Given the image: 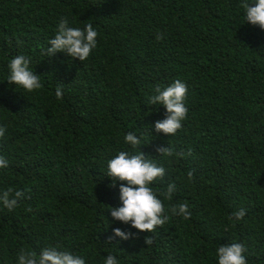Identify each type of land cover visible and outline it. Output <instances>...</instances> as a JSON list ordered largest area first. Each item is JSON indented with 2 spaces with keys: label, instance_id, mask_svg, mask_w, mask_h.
Masks as SVG:
<instances>
[{
  "label": "trees",
  "instance_id": "trees-1",
  "mask_svg": "<svg viewBox=\"0 0 264 264\" xmlns=\"http://www.w3.org/2000/svg\"><path fill=\"white\" fill-rule=\"evenodd\" d=\"M254 2L0 0V155L8 161L0 192L25 193L12 211L0 202V264H18L21 249L57 246L86 264L108 254L118 264H218L217 249L234 242L248 264H264V29L246 22L243 8ZM62 18L98 32L86 61L45 55ZM18 55L31 58L43 88L9 84ZM177 79L188 87L189 111L172 136L156 132L166 109L148 101ZM129 131L166 169L153 190L174 183L172 198H160L168 209L186 203L189 219L169 212L149 233L111 216L123 182L110 187L107 163L139 152L125 141ZM162 146L184 155L161 156ZM240 209L246 215L236 220ZM115 228L136 235L124 240Z\"/></svg>",
  "mask_w": 264,
  "mask_h": 264
},
{
  "label": "clouds",
  "instance_id": "clouds-1",
  "mask_svg": "<svg viewBox=\"0 0 264 264\" xmlns=\"http://www.w3.org/2000/svg\"><path fill=\"white\" fill-rule=\"evenodd\" d=\"M246 22L264 29V0H255L253 4L244 3ZM98 32L91 23L84 29L69 26L67 18H62L58 24L57 33L50 39L45 55L53 56L57 52H66L73 59L86 61L93 49L97 47ZM157 40L163 39V34H157ZM32 61L30 57L18 55L9 62L10 74L7 78L9 84L23 88L26 92H33L43 88L40 75L36 74L30 67ZM55 95L57 99H63V89L57 87ZM188 97V87L186 83L177 79L170 86L161 89L160 86L154 88V94L149 98V104L163 105L166 109V116L162 120L155 122L156 132L175 135L183 128V122L187 119L188 108L185 101ZM6 128L0 126V138L5 136ZM125 141L133 148H139L136 154L128 151H119L118 155L111 158L107 163L106 176L110 177L112 183L110 187L119 185V199L122 206L111 207V216L124 224H130L140 232H155L157 227H163L169 220L170 212L172 215L182 216L185 220L191 217V212L186 203L173 205L170 209L166 208L161 195L165 199H171L176 191L174 183L167 186L166 193H157L152 185L162 181L166 174V169L157 166L156 163L147 159L141 150V139L129 131L125 135ZM157 151L161 156L171 157L176 153L171 147H159ZM8 167L7 159L0 155V168ZM191 176V173H189ZM25 193L20 190L12 189L0 192V202L9 211L18 206L20 199L24 198ZM236 220H241L246 215L245 209H240L234 214ZM233 216H230L231 220ZM114 235L121 239L128 240L134 238L136 234L124 231L121 228L114 229ZM145 243L151 245L153 240L150 236L145 238ZM246 247L239 242L222 244L217 249L218 264H248L245 255ZM18 264H86L85 258L74 254L71 251L60 250L59 247H46L39 253L35 250L21 249L18 254ZM104 264H118L117 257L108 254L104 259Z\"/></svg>",
  "mask_w": 264,
  "mask_h": 264
}]
</instances>
